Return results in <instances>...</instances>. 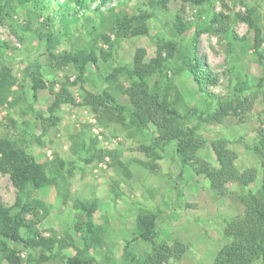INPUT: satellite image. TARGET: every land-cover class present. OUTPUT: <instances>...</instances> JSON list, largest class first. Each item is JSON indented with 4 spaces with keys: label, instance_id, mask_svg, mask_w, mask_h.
Masks as SVG:
<instances>
[{
    "label": "rangeland",
    "instance_id": "1",
    "mask_svg": "<svg viewBox=\"0 0 264 264\" xmlns=\"http://www.w3.org/2000/svg\"><path fill=\"white\" fill-rule=\"evenodd\" d=\"M86 1L89 10L53 3L34 9L20 0H0V70L7 65L15 79L9 100L0 103V141L33 154L54 181L30 197L44 206L34 203L27 214L32 229L22 230L29 247L24 255L49 256L32 264H66L78 253L95 264H133L135 253L145 264L158 245L167 243L184 251H173L162 264H213L231 240L229 223L244 214L237 196L256 191L263 176L261 160L250 147L264 125V0H210L202 5ZM250 18L260 33L251 28ZM191 23L205 28L198 50L210 69L203 81L213 98L187 71H169L186 104L194 111L199 108L189 115L187 134L209 141L181 163L177 140L161 144L151 121L132 124L130 92L142 85L119 69H133L140 54L148 64L172 40L180 44L181 56L189 54L195 32L189 30ZM78 54H93L96 61L82 66ZM149 86L153 90L152 81ZM242 86L238 97L235 90ZM228 95L219 108L218 98ZM217 111L223 113L220 123L209 116ZM220 138L234 151L239 171H257L252 185L228 181L223 192L213 177L201 172L205 162L219 166L210 141ZM11 174V167L0 169V199L7 207L18 198ZM145 213L157 215L158 236L133 242L139 235L137 218ZM90 220L102 232L88 248ZM40 237L55 239L53 248H31ZM0 264H9L3 252ZM253 264H264V259Z\"/></svg>",
    "mask_w": 264,
    "mask_h": 264
},
{
    "label": "trees",
    "instance_id": "2",
    "mask_svg": "<svg viewBox=\"0 0 264 264\" xmlns=\"http://www.w3.org/2000/svg\"><path fill=\"white\" fill-rule=\"evenodd\" d=\"M25 5H32L34 9L39 8L40 4L49 3L56 4L61 7L70 8L72 4L78 7V10H89L91 4L86 0H20ZM189 2L193 5H202L210 2V0H181ZM104 3V2H103ZM98 8H100L98 6ZM4 8L0 6V13L3 14ZM77 10V11H78ZM9 13L8 11H6ZM202 15H199L201 18ZM251 28L256 33H260V28L253 19H248ZM195 28L192 38V50L190 53L181 56L180 44L175 41H169L166 46L162 45L157 51V56L148 64H145L140 55L135 57V66L133 69L121 68L119 71L129 78L137 79L142 85V89H134L130 92V97L134 104L133 110H130V117L133 125L145 126L151 121L159 132V141L161 144H168L172 140H177V153L181 159V163H187L190 160V151L195 153L198 148L209 143V141L198 134L188 135L186 126L191 122L189 115L196 108L189 107L184 100L178 84L169 77V71L182 73L187 71L191 74L201 91H205L213 98L212 94L205 89L203 75H210L204 58L199 54L198 46L200 37L205 28L197 23H191L189 30ZM260 40H257L256 46ZM165 54V55H164ZM181 60V63H180ZM76 61L81 65L88 61H96V57L92 55L78 54ZM83 66V65H82ZM182 71V72H181ZM209 72V73H208ZM210 79L209 77H207ZM153 82L154 88L150 89L149 83ZM214 83V81L212 80ZM15 86V79L12 76L7 65H3L0 70V103L9 100L12 88ZM244 91L236 89L235 93L238 97ZM233 94V95H234ZM233 95H230L232 98ZM228 96L219 97V108L223 107L225 99ZM34 99L36 94L34 93ZM213 100H216L214 98ZM121 108V107H120ZM122 110V108H121ZM194 111V112H193ZM201 113V114H200ZM198 117H201L204 111H201ZM211 119L213 122L220 123L223 121V113L217 111L213 113ZM210 144L215 152L218 160V167H212L206 162L203 165V173L209 174L214 178L215 186L222 191L228 181H233L240 186H250L256 182L258 173L255 169L250 168L245 171H239L235 164L236 155L230 148L229 143L225 139L211 140ZM252 152L261 160L262 163V179L259 188L256 191H248L242 196L238 195L239 202L245 206L242 217L234 219L229 223L226 233L231 239L216 255L213 264H253L257 259H264V125L258 128L257 137L250 147ZM11 167V178L18 190V198L16 203L11 206H5L0 199V253H5V257L9 264H32L40 263L49 259L46 254H41L39 258H34L31 251L24 255L25 250L29 247L22 240V230L29 229L32 225L27 219L31 206L33 204L43 203L35 200L30 202V197L36 190H41L53 184V177L48 174L47 168L43 163L36 160L33 154H28L16 147L9 140L0 141V169L6 171ZM225 192V190L223 191ZM89 214L92 209L87 206L85 208ZM158 217L153 213H145L137 218V228L139 235L133 239V242L144 239L153 241L158 236ZM89 237L86 240V246L91 247L92 242L100 240L101 227L95 229L93 220L87 222ZM55 239L40 237L34 239L31 248L52 249L55 245ZM131 247V245L129 246ZM173 251H184L181 247H171L167 243H162L154 249V254L145 260V264H162V260L168 259ZM133 264L143 262L138 254L132 255ZM66 264H95L82 253L68 257Z\"/></svg>",
    "mask_w": 264,
    "mask_h": 264
}]
</instances>
